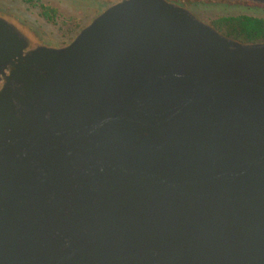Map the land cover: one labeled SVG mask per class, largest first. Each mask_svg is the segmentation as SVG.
I'll use <instances>...</instances> for the list:
<instances>
[{
  "label": "water",
  "instance_id": "water-1",
  "mask_svg": "<svg viewBox=\"0 0 264 264\" xmlns=\"http://www.w3.org/2000/svg\"><path fill=\"white\" fill-rule=\"evenodd\" d=\"M0 264H264V41L167 0L57 47L0 16Z\"/></svg>",
  "mask_w": 264,
  "mask_h": 264
},
{
  "label": "rangeland",
  "instance_id": "rangeland-1",
  "mask_svg": "<svg viewBox=\"0 0 264 264\" xmlns=\"http://www.w3.org/2000/svg\"><path fill=\"white\" fill-rule=\"evenodd\" d=\"M114 0H0V16L8 19L29 46H61ZM207 23L219 16L240 14L264 18V5L236 0H170ZM55 10L51 21L39 15L38 5ZM7 21V20H6Z\"/></svg>",
  "mask_w": 264,
  "mask_h": 264
},
{
  "label": "trees",
  "instance_id": "trees-1",
  "mask_svg": "<svg viewBox=\"0 0 264 264\" xmlns=\"http://www.w3.org/2000/svg\"><path fill=\"white\" fill-rule=\"evenodd\" d=\"M39 15L51 21L55 16V10L39 4ZM207 24L220 35L239 43H257L264 41V18L246 14L235 16H219L207 22Z\"/></svg>",
  "mask_w": 264,
  "mask_h": 264
},
{
  "label": "flooded vegetation",
  "instance_id": "flooded-vegetation-1",
  "mask_svg": "<svg viewBox=\"0 0 264 264\" xmlns=\"http://www.w3.org/2000/svg\"><path fill=\"white\" fill-rule=\"evenodd\" d=\"M167 1H170V0H167ZM7 21H9L8 19H6Z\"/></svg>",
  "mask_w": 264,
  "mask_h": 264
}]
</instances>
